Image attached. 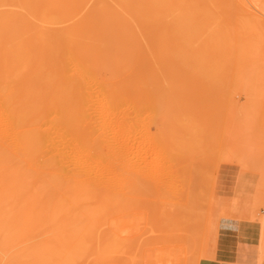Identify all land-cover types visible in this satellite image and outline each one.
Listing matches in <instances>:
<instances>
[{
	"label": "rangeland",
	"instance_id": "374dc122",
	"mask_svg": "<svg viewBox=\"0 0 264 264\" xmlns=\"http://www.w3.org/2000/svg\"><path fill=\"white\" fill-rule=\"evenodd\" d=\"M79 1L80 2L82 1L81 3L78 4L79 6H81V9L83 7L84 8L86 7V10L83 9V11L85 12L80 11L81 9L79 8V10L75 12V15L72 14V17L69 15L70 17L67 16L66 18H63L64 23L63 21H61L62 22L61 25H58L59 23H61L59 21H57L56 24L52 21L51 22L52 25L51 23L43 24L40 20H36V19L32 20L31 19L32 17L29 16L30 21L32 22L33 25H35V27H37V25L39 27H42L41 25H43V27L46 28V25H47V28L49 29L51 28L61 29L62 26L64 28V25L66 27L71 26L70 24L72 23L75 24L74 20L78 22L79 19H82L80 15L83 16L85 15V13H87L86 12L87 10L90 11L89 10L90 5L92 6V4L94 3L93 7L90 9H93L94 7L96 8V5H97L95 2H93L95 0H92L91 1L92 3L87 2L88 0H79ZM86 2L89 6L86 4ZM112 2L113 1L111 0V4H113L114 7H115V4H116V7L117 6L121 7L119 3H112ZM157 2L159 3L158 0L154 1V4L155 3L157 4ZM97 3L98 5L101 4L100 6H103L102 4L104 3H105L104 6L105 5L113 6L110 4V0H103L101 2H98L97 0ZM4 4L6 6H4ZM15 5L17 6L18 4H16L14 0L13 2L11 0H0V14L1 12H4V11H6V13L7 12L12 13L14 10L15 11L18 10V12L20 11V13H26L25 9L21 8V6L18 5L16 7ZM98 5L97 7H100ZM159 5L160 3L157 5H154L157 14L155 15L156 18L154 17V19L156 20L153 21L152 28L155 25V27L153 28L155 29V35L152 34V32L154 31L153 29L148 30L150 31L148 34L150 35V37L152 36L151 39H149L150 37L149 38L147 37L149 36L146 33L147 31L143 33L144 30L143 31L141 30L139 34L138 29H135L137 31L132 30L133 32L129 34L130 37L127 36L128 34L127 32H130V31H127L124 33L125 30H122L121 34L119 32L120 35L125 36L124 38L123 37L121 38L123 40L122 43L120 42L121 41L120 36L116 35V33L113 34L112 37L109 35L110 37L108 38L109 39L111 38L110 39L111 43L108 42L109 39H107V43L106 41L103 42L104 40H106V38L104 40L101 38L103 41L99 39L101 40L99 42V40H97L99 36L95 37L96 41L98 42L97 45H94L95 38H90L92 36H89V35L88 37L84 36L85 39L88 38L85 41V43L90 39L93 40V41L90 40V43H86L85 45L86 51L89 52L88 50L92 49V47L89 44L93 42L92 46L96 48H93L92 50L97 52L96 54H94V51L91 50L90 51L91 53L90 52L89 53L86 52V53L87 54L93 53L94 56L97 55L102 58L101 60L100 59L98 60V58L100 57L98 58L97 56L95 57L97 58V62L99 61L98 63H96L95 71H99L100 74L99 72L98 73L96 72L94 74V77L98 75L100 76L96 78L93 77V80H90V79H89L90 81L88 80L87 87L90 84L89 90H90V93L92 94L91 99L86 100V98L82 96H81L82 98L81 99L79 94H77L74 97L70 98L71 100L69 99L70 101L73 100L72 103L68 101L71 103L72 108L70 107V109L72 110L73 108H75L72 111H78L77 107L79 110L80 108L84 107L83 109H86V108L90 109L93 115H95L94 113H96L97 110L100 109L99 114H101V116L99 117V114L95 115L96 117H98L96 118L98 119L96 120L98 124H96L97 123L96 122L93 126L88 127L90 128V127L96 126L95 129L96 128L98 129V125L101 127L102 126L101 124L103 123L102 118H101L105 116L103 113H105L108 110H109L108 112L110 113H117L118 111L112 107L111 108L108 107L107 101L109 102V98H110V101H119L121 97H125L127 99L131 98L130 101L131 100L133 101L134 99H138V98L139 100L141 98L144 99V97L146 96V98L150 97L151 104H149V106L153 104L154 108H156L158 105V107L155 109L156 111L154 109L153 110L151 109L153 106L148 107L149 108L148 110L143 109V111L139 115H136V118H134V124L132 123L134 127L132 125L131 127L124 125V128L119 132L120 135L117 134V139L119 143L122 141L121 144L125 145L126 143V145L128 146L131 144L129 148L131 149L135 148L133 149L134 155H132V161H134V163L132 161L131 162L137 168L139 167L138 169H140L141 171L145 169L142 172V173L145 172L144 174H142V177L138 178L139 184L151 186L153 189V192L150 198L148 199L147 197L143 198V196L139 198L140 196H138V199L136 198L134 200L135 203L133 204L136 206H132V205L130 206V203L126 202V204H129V206H126L125 204L126 207L124 205L123 207L126 209L127 207H129L130 211H132L131 209H134L135 211H137L136 212L137 214L141 213L140 215L139 214L137 215L138 222L137 221L136 222L138 225V229L134 231L137 237L140 236L139 238L141 240H136L135 243L133 244L137 245V243L138 244L140 243L142 244V246L145 244L144 248L152 250L155 257H158L161 254H164L165 257L163 259V262L157 263V264H264V0H210L209 2L204 3L202 7L208 16V20H207V23H205V27H203L201 19L191 16L190 9H189L190 7H187V6L185 9V14L182 15L181 18L177 19L176 21H173V24L170 25L169 22L171 20L168 18L170 21H167L168 19L166 15H165L166 17L163 15L161 16V14L163 12H164L163 14H165L166 11L164 9H160L161 6L159 7ZM157 7L159 9H157ZM159 10L160 11L162 10V12L161 14L158 15ZM15 11L13 13H15ZM73 16H74V19H72ZM77 16L79 19L77 18ZM157 16L159 17V19ZM68 18L70 19L69 21H68ZM165 20L167 22H165ZM39 22L41 25H39ZM163 22L165 25L161 24ZM130 23L132 24L131 21ZM160 24L162 25V27H160ZM166 24L167 25L169 24L168 27H165L167 26ZM162 29L165 31L164 33ZM168 31L170 32L169 37L167 33ZM134 32H137L139 35H136L137 33H134ZM141 32L147 36L144 35L145 36L144 37ZM163 34L167 37H165ZM140 35L142 37H140ZM114 36L116 37V39L114 38ZM128 37L130 38V43L128 42L129 40H127L129 39ZM135 37H138L139 39H142V40H139L137 38L139 40L137 41ZM132 38L136 39L135 40L136 42ZM145 38L147 40H144ZM118 39L120 40L115 42V40H118ZM152 39L154 42H152ZM113 40H114V43H113ZM161 40L162 41L165 40V41L161 42ZM142 41L143 42L145 41L144 49L142 48L143 47ZM102 42L105 45L102 44ZM159 42L163 43L161 44L162 48L164 46L162 50H161V46L159 45L160 44ZM99 43H101V45ZM98 45H100L99 48L97 47ZM137 45L138 46L141 45L142 47H137ZM105 46H108V49L107 47L105 48ZM109 47L112 48L113 51ZM114 47L118 49L116 50V52L114 51L115 50ZM130 47H133V50L130 51L131 49ZM134 48L135 49L139 48L138 52H137V49L135 50ZM140 48H142L143 50H141ZM148 48H150L151 50H149ZM221 48L224 53H221L222 51ZM244 48H245V52H243L244 57L241 58L239 57V55L242 52L241 50H244ZM106 49L108 51L110 50L109 53L105 51ZM117 51H119V53H117ZM211 51H214L213 53L216 52L215 56H213L214 54ZM110 52H113L114 56ZM125 52H127L126 53L127 55L125 54ZM202 52H204V54H202ZM140 53L143 55H141ZM217 53L220 56H222V57H219L221 60H219L218 58L219 55L217 56ZM226 53H228V57L226 56ZM139 54L140 56H138ZM108 55L109 57H107ZM119 55L121 56V58ZM125 55L127 57L129 56V58L127 59ZM203 55L206 60L202 59L201 60L202 62L199 61L198 65H196L197 61L203 58L202 57ZM132 56H133V59H132ZM110 57L111 59L112 58L113 59L112 61L110 59L109 60L110 62H108V58ZM115 57L119 58V60L116 59ZM125 57H126V60H124ZM208 57H209V60H208ZM138 58L140 59L138 60ZM217 58H218V61H217ZM222 58H223V61H225V64L221 63L223 62ZM227 58L229 59L226 61ZM212 59L213 60L215 59L214 62ZM121 60L122 62H120L119 64V61ZM204 60L207 63V64L205 63L204 65L205 68L203 66ZM100 61H103L105 64L104 65L103 63H101V65L102 64L103 65L102 66L99 65L101 66L100 67L101 69L97 67ZM123 61H128V62L132 61V63H127V62L125 63ZM190 61H195V63L191 62L189 66L188 63H190ZM210 61L212 63H210ZM158 62L160 63L159 65H158ZM106 63L107 64L109 63L108 67ZM110 63H112L113 65H116L115 66L117 68L116 73L111 71V70H114L115 68ZM121 64L123 65L122 67L124 68L121 67ZM186 64H188L187 67H185ZM199 64H200V67L203 68L202 70L199 67ZM211 64L213 66H211ZM110 65H112L111 66L112 68L110 67ZM127 65L129 66V68ZM166 65L169 66V68ZM206 65H208L209 68ZM104 66L107 68V71L104 68ZM126 66L127 68H125ZM155 66H157V68ZM221 66H222V70H221ZM188 67L192 68V70H190ZM196 67L198 68L199 71L197 70ZM118 68L119 69L122 68L125 72L122 73V69L118 71ZM102 69L104 71H101ZM188 69L189 71L193 73L191 74L188 71ZM205 69L206 71L209 70L211 75L205 74L203 72L205 71ZM219 69L221 70V72L219 71ZM110 71L113 72L114 75H111L113 73H111ZM216 72L218 74H216ZM117 73L120 74V75L118 74L119 76L117 75L118 77L115 76ZM197 73L198 74L201 73V76H199ZM206 73H208V71ZM155 74L157 75V77ZM164 74L165 75L168 74V76L170 77L168 76L164 77ZM109 78H111L110 81L108 80ZM161 79H163L165 83L164 81L162 83ZM137 80L139 81L137 82ZM91 81L93 82L91 83ZM111 81L113 84H111ZM95 82L101 83V85L104 82L105 83L103 84L101 88L96 89L97 85H95ZM133 82L134 83L136 82V83L134 84ZM15 84H18V83L15 82ZM108 86L112 87V89L114 86L113 90L116 92V94H113L114 91L112 89H111L112 91H110V88ZM146 86H148L149 92L147 91ZM156 86L157 88L158 86H161V87H159L160 89L156 90ZM169 86H171L172 88ZM30 87L31 86H29V88L25 92V94L28 97L24 94L23 98L18 99L20 100V103H24L23 110L27 113V117H25L27 118L26 122L23 123L26 125H22L21 129L22 131L25 129L24 131L26 132H22V134H24L27 137L26 139L24 138L25 142H23V145L24 143H27L28 146L30 143L28 142V140L30 141V139L32 138L30 136L33 133L32 128L34 127L33 125L34 123L32 124V122L33 120L38 119V117L41 114L40 112L42 110H44L42 112H49V115L47 117L48 120H54V116H55V119L59 118L61 119V121L65 120V117L63 116L64 113H61L62 109L61 110L58 109V111H56L52 107L56 103L53 104L52 101L48 99V101L52 103L51 105V103L43 99L46 97V95L44 94L42 88L39 85L36 86V84L34 83L32 84V87H31L32 89H30ZM35 87L37 89H35ZM125 88H127V90ZM137 88H139V90H137ZM100 89L102 91H100ZM103 89L105 92L103 91ZM123 89H125V92L128 90L129 92L131 91L128 94L130 95L132 93V96L134 97H132L131 95H130V98H129V95L128 97L123 96L122 93L123 94L125 93ZM178 89H180L179 91L181 92H179ZM108 90L110 92H108ZM119 90L120 92L118 93ZM165 91H168V92L171 91V93L166 92L168 94H165L164 93ZM35 92H36V95L32 97V95L35 94ZM97 92L101 96H99ZM107 92L109 95H107ZM145 93L146 95H144ZM138 94L139 95L142 94L141 98L140 96H137ZM93 95L95 97L97 96L98 98L94 99ZM113 95L114 97L118 96L117 98L119 99L112 97ZM164 95H166L165 98H164ZM106 96L108 98H106ZM40 97H42L44 101L41 100ZM151 97L153 99H151ZM30 98H32V100H35V101L32 102ZM37 98L39 99L37 100ZM77 98H79L80 102L77 100ZM182 98L185 100L186 103L188 102L187 106L184 100H182ZM25 99L27 101H25ZM97 99L99 100L100 103H98ZM174 99L177 102L173 101ZM46 100H47V97H46ZM59 101H61V103L59 102L57 103V105L60 106L63 104L62 102L64 101L63 100H59ZM81 101H84V102L81 104ZM87 101L89 104L86 103ZM30 102L32 103L31 104L32 108L30 107ZM34 102H36L37 106L35 105ZM37 102H40V103L42 102V104H39V103L37 104ZM45 102H46L45 104L46 106H47V103H49L46 108L45 106H43ZM192 102L194 103V105ZM78 103L81 104V107H80V104ZM220 103L222 106H220ZM129 104L133 106L132 103L129 102ZM26 105L27 107L29 106L28 107L29 109L25 107ZM49 105L51 107H49ZM96 105L99 106V109H97L98 107ZM130 105L124 104L123 107L121 106V108H118V109L120 112L121 111L124 112L123 114H127L130 111H131L130 113H132L133 107H130ZM175 105H177L178 107H176ZM190 105H192L193 107ZM34 106L35 108H33ZM174 107L176 108V110H174ZM184 107H186V109ZM200 107L202 108V111H200L201 110ZM197 108L200 110H198ZM103 109H105V111H103ZM125 109L127 110V113L126 111H124ZM38 111H39V116L37 115ZM154 111H155V114H154ZM26 113L24 114L25 116H26ZM133 114L134 112L132 113V116ZM61 115L63 116V118ZM173 116L175 118H173ZM172 118L174 120L170 121V119ZM180 121H183V122H181V124H178L180 123ZM99 122L101 124H99ZM113 122H116V121L114 119L111 120L109 127H106V128L99 127V129L101 130L99 131L98 129V132L101 133L102 131V133L104 134L106 133L108 129L109 130L113 129L111 130V133L112 134L117 133V130L119 127L118 122L116 123H113ZM165 122L167 123L165 124ZM63 123H64V126L62 125ZM63 123L61 124V127L59 126L61 138L63 137V139H61L62 143L63 144L65 143V145L68 146L67 149H70V150L73 149L76 152L78 151L79 153H77V155H80L81 157V151H79V146L81 144L78 142V139H77L78 135H76V134H79L77 130L79 131V128L81 129V127H79L80 126L79 123L76 120H75V124H71L69 122L66 124L65 122ZM68 125H70V127ZM162 125L164 126V128L162 127ZM73 126L74 128H72ZM165 126H167L168 128ZM42 128L46 129L47 126L43 125ZM159 128L160 129L162 128L163 130L161 131L165 132V134L163 133L160 134L159 132L161 131H159L160 130ZM61 129L66 133L65 134L66 136L64 135ZM67 129L69 131L72 130V133L71 131L67 133L68 132ZM164 129L166 130L164 131ZM73 130H76L75 131L76 133H74L75 134L74 137H72L71 135L74 132ZM152 135H154V137ZM136 136H139V137H136ZM162 136L163 138H160ZM28 137L30 139H28ZM118 137H121L122 140L121 138H118ZM156 138L157 140L159 139L158 141H160L161 143L158 141L155 143L154 141H156ZM141 142L143 143L145 142L146 144L145 143L141 144ZM157 143L159 144V146L156 145ZM74 144L76 145V147ZM148 144H150L151 146ZM24 146H22L23 151H20L19 153H17L16 151V155L10 154L11 158H13V160L10 158L11 162L13 163L10 164L11 162L9 161L10 160L9 159L8 160L9 167H6L5 168L6 170L5 169H2V170L7 171L8 169H11L10 167H12L11 169L12 171L10 172V170H8V173L6 172L7 173L6 174V173H3V171L1 170L0 172L4 176L7 177V175L9 174L11 175V173H14L13 172L14 167L16 168L15 171H17L18 167L22 166L21 163H23L25 160L26 161L30 159L32 160L35 157L33 153L29 151V149L25 150ZM142 151L144 153H142ZM22 153L24 155H21ZM21 156H23L24 158ZM76 156L73 158L78 159V157L76 158ZM25 158H28V159H25ZM40 159L42 160L43 158H38L39 161H41ZM136 159L137 161L139 160V162H137ZM125 161L122 164L123 166L122 165L120 166V168L123 169V175L121 174L123 176V179L126 176H128L127 171L125 170L127 169V167L124 165ZM136 162L139 164H137ZM91 166L93 167V169L91 168ZM91 166L89 164V168H90L89 169L88 164H87L88 170L86 169V167H85V170H87L88 172L87 171H84V172L87 174L89 173L88 174L89 176L90 175L94 176L96 175V173L97 175L101 174L100 173L101 168H98L99 167L98 164L93 163L91 164ZM144 166L146 167L148 166V167L146 168ZM149 166L151 167L150 169L151 171H149V168H150ZM162 167H165V168H162ZM96 169L99 172H96ZM162 169H165L167 171L169 170V171L167 172L164 170L163 172ZM165 172L168 174H166ZM31 175H33L34 177L33 182H35L37 185L43 184L42 176H41L43 175V173L37 172L36 174L34 172ZM148 175L152 176V178L149 177ZM4 176H1L2 179L0 178L1 179L0 182H2V180L6 178ZM127 180H128V187L130 186V188L131 187L133 188L135 186L134 179L127 178ZM30 182H32V179ZM167 182H169L168 183L169 185L167 184ZM1 184L2 186H4L5 180ZM1 184H0V189L2 188ZM36 184H33V185L35 186ZM162 186H164V191H167V192L169 191L168 193L167 192L165 193V196L163 194L164 191H163ZM39 187L40 188H38L39 189L38 191H40L41 189L43 192L44 187L41 188L40 185ZM34 189L36 190L37 187L36 188L34 187ZM166 195H168L169 198H167L168 196ZM152 197L154 198L152 199ZM165 198L167 199V201ZM136 202L137 203L141 202V203L137 204ZM149 204L153 205L152 207L157 206L156 208H160V209L166 208L167 209L168 220L165 226L160 227L155 222L152 223L150 221L152 224H156V225H153L154 228L150 227L151 224L149 225V222L147 220L148 216H146V214L142 212L143 210H145V206L146 207L150 206ZM129 209L127 211H129ZM41 228H42L41 231L45 229L44 227H40L39 229ZM106 229H107L106 226L102 227V230H106ZM134 245L131 244L129 245V247H126L123 250L119 251L118 253L116 252V254L114 253L113 255H111L113 257L111 258L108 257L107 264H130V262L131 264H134V263L135 264H148L149 262L148 259H150L149 256L146 257L147 255L143 251L140 252L141 249H143L141 246H140L141 247L140 249L138 247H135ZM162 250L163 252H161ZM145 257H146V260H145ZM134 258H136V260ZM142 260L143 261L145 260L146 263L145 262L143 263Z\"/></svg>",
	"mask_w": 264,
	"mask_h": 264
},
{
	"label": "bare ground",
	"instance_id": "6f19581e",
	"mask_svg": "<svg viewBox=\"0 0 264 264\" xmlns=\"http://www.w3.org/2000/svg\"><path fill=\"white\" fill-rule=\"evenodd\" d=\"M11 1L13 2V0H11ZM14 1L16 4L21 6V8L25 9L26 13H20V11L18 12V10L17 11L14 10L15 13H13L14 11L12 13H10V12L6 13V11H4L5 14H4V12H1V14H0V171L2 169H5L6 167H9V161L11 162V159L13 160V158H11L10 154L16 155V151H17V153H19L20 151H23L22 146H24L25 144L28 146L27 143H24V145H23V142H25L24 138L26 139L27 137L24 134H22V132H26V131H24L25 129L23 131L21 129L22 125H26L23 123L26 122L27 118H25V117H27V113L23 110L24 109L23 108L24 103H20V100H18V99L23 98V95L25 94V92L27 91L29 86L32 87V84H34V83L36 84V86L39 85L42 88L44 94L47 97V100H46V97L43 98V99H45V101H48V99H49L52 101L53 104L56 103L55 104L56 106L55 105L52 106L56 111H58V109H60V110L62 109L61 113H64L63 116L65 117V120H62V121L65 122V124L68 122L71 124H75V120L79 123V125H80L79 127H81V129L79 128V131H78L76 128L77 132H79V134H76V135H78L77 139H78V142L81 144L80 146L78 145L79 151H81V157H80V155H77V153H79L78 151L76 152L73 149H71V150L67 149L68 146H66L65 143L64 144L62 143L61 139H63V137L61 138V135H60L61 133H60V129H59V126L61 127V124L63 123L61 121V119H59V118L55 119V116H54V120H48L47 117L49 115V112H42L44 110L41 109L42 111L40 112L41 113L40 116H39V111L37 112V115L39 117L38 116H36V117H38V119L33 120V122L30 120L32 122V124L34 123L33 124L34 127L32 128L33 133L31 134L28 131L31 134L30 137H32V138L30 139L28 137V139H30V141L28 140V142H30V143H29L28 147L25 145L26 148L24 146V149L25 150L29 149V151L31 153H33V155L35 157L32 160L30 159L27 161L25 159H28V158L23 159L25 161L23 163H21L22 166L21 167L19 166L17 171H15L16 168L14 167L13 168L14 173H11V175L9 174L10 177H9V175H7V177H6L0 172L1 176L6 177L4 179L5 180L4 186H2V184H1L2 182H4V180H2V182H0V184L2 186V188L0 189V264H107V260H108L107 258L108 257H110V258L113 257L111 255H113L114 253L116 254V252L118 253L119 251L123 250L126 247H129V245H131V244L134 245L133 243H135L136 240H141L139 238L140 236L137 237L135 235L136 233L134 232L135 230L138 229V225H137L138 217H137V215L139 213L137 214L136 213L137 211H135L134 209H131L133 211L132 212V211H130L129 207H127V209H126L123 207V205L125 206V204L127 202V203H130V206L131 205L136 206L133 204L135 203L134 200L136 198L138 199V196H140L139 198H141V196H143V198L147 197V199H148L151 197L152 192H153V189L151 186L139 184L138 178L142 177V174L145 173V172L144 173H142V172L145 169H143L141 171L140 169H138L139 167L137 168L133 164L134 161H132V155H134L133 149H135V148H132V149L129 148V146L131 144L129 146L126 145V143H125V145L121 144V142H122L121 137H118V138H121V140H120L121 142L119 143V141L117 139V134L120 135L119 132L124 128V125H127L129 127H131V125L133 126L134 118H136V115H139L143 111V109L148 110L149 109L148 107L153 106V104L149 106V104H151L150 97L146 98V96H145L144 99H142L141 98L142 94L137 95V96H140V98H141L140 100L138 98V99H134L133 101L132 100L130 101V99H131L130 95L132 96V93L129 95L128 93H130L131 91L129 92V90H128L125 92V89L127 90V88H125V89H123V91L126 94L122 93V95L127 96V97L129 95L130 99H127L125 97H121L119 101H110V98H109V102L107 101L108 107L109 108L112 107L118 111H117V113H110V112H108L109 110L107 109L108 111L103 113L105 116L101 117L103 123L101 124L99 122V124H101L102 126L100 127L98 125V129H99V127L100 128L109 127L111 120L114 119L116 122H118V126H119L118 130L115 129V130H117V133L112 134L111 130H113V129H110V130L108 129L106 131V133L103 134L102 131H101V133H99L98 129L97 128L95 129L96 126L88 128L89 126H93L97 122L96 120H98V119H96V118H98V117H96L95 115L100 113L99 106L96 105L98 107L97 109H99V110H97L98 113L97 112L94 113L95 115L92 114L90 109L86 108L87 105L85 106L86 109H83L84 108L83 107V108H80V110H79L77 107L78 111H72L75 108H73L72 110L70 109L71 103L73 101V100L70 101L71 100L70 98L74 97L77 94H79L80 98L82 96V97L86 98V100L91 99L92 94L90 93V90H89L90 84L87 87L88 80L89 79L93 80L94 74L96 72L97 73L99 72V71H95V67H96V63L99 62V61L97 62V58L100 56L96 55L97 58H95L96 56H94V54H96L97 52L92 50L93 48H96V47L92 46L93 42L89 45L92 47L91 50L94 51V54L93 53L87 54L91 50H88V49H90V48H88L87 50L89 52H87L85 45H86V43H90V40H92V39L88 40L89 42L87 41L85 43V41L88 39V38L85 39V37L86 36L88 37V35L92 36L90 38H95V37L99 36L97 40H99L101 38L104 40L106 38V40H104V41L102 39L101 40L103 42L106 41V43H107V39H109L108 37H110V36L112 37V35L115 33H116V35L120 36V39L122 37L124 38L125 36L120 35L122 30H125L124 33L127 31H130V32H127L128 33L127 36H129V34L131 32L137 31L135 29H138V33L141 30L142 31L144 30L143 33L145 31H147L146 33L148 34L150 32L148 30H151L155 27V25H154V27L152 28L153 21L156 20V19H154V17L157 14L154 5H157L159 3H160L159 7L160 6L162 7V8L160 7V9H164L166 11V13L163 14L164 13L163 12L161 14L162 10L161 11L159 10L158 15L159 14H161V16L166 15L167 19L169 18L171 20V21L169 19L167 20V21H170L169 22L170 25L173 24V21H176L177 19L181 18L182 15L185 14V9L187 6V7H190L189 9H190L191 16H194L196 18L201 19L202 25H203V27H205V23H207L208 16L202 7H203L204 3L209 2L210 0H158L159 3L157 2V4L156 3L154 4V1H156V0H112L113 1L112 3H119L121 7H119V6L116 7V4L114 7V5L111 4V0H110V4L113 6H106V5L104 6L105 3L102 4L103 6H100L101 4L98 5L97 0H95L93 2H95L100 7H97V5H96V8L94 7L93 9H90L94 5V3H93L92 6L90 5V8H89L90 11L87 10L86 11L87 13H85V15H83V14H82L83 16L80 15V17H82V19H79L77 16V18L79 19L78 22H76V20H74L75 24L72 23V24H70L71 26H68V27H66L64 25V28L62 26L61 29H52V28L49 29V28H47V25H46V28H44L43 25L40 24V22H39V25H41L42 27H39L38 25H37V27H35V25H33L32 22L30 21L29 16L32 17L31 18L32 20L33 19L40 20L43 24L44 23L49 24L52 21L55 24L57 21H59V22L63 21V23H64L63 18H66L69 15L72 17V14L75 15V12H77V10H79V8L81 9V6H79L78 4L81 3L82 1L81 2L79 0H38V1L37 0H14ZM91 1L92 0H90V1L88 0L87 2L90 3ZM101 1H103V0H101ZM101 1L98 0V2H101ZM87 2H86V4H87ZM5 4H4V6H6ZM10 4H12V3H10ZM106 4H108V3H106ZM9 5H7V6H9ZM13 5H14V3H13ZM87 5H85V6H87ZM83 9L86 10V7L85 8L83 7L80 11L85 12V11H83ZM157 9H159V8L157 7ZM165 17H163V18H165ZM72 19H74V16ZM158 19H159V17H158ZM69 20L70 19L68 18V21ZM162 20H164V19H162ZM162 20H161V22H162ZM130 21L132 22V24L130 23ZM167 21L165 20V22H167ZM61 24H62V22L59 23L58 25H61ZM161 24H164V22ZM161 24H160V27H162ZM51 25H52V23H51ZM168 25L165 27H168ZM55 28H56V26H55ZM153 30H154L153 31L154 33L152 32V34L155 35V29H153ZM162 31H163V33L165 32L163 29H162ZM119 32H120V34H119ZM134 33H137V32H134ZM138 33L136 35L140 34V33L139 34ZM167 33H168V37H169L170 32L168 31ZM144 35L145 34H143V36ZM145 36H147V35H145ZM138 37H135V38L137 39ZM140 37H142V36L140 35ZM147 37L149 38L150 35ZM151 37L149 39H151ZM165 37H167V36H165ZM114 38L116 39L115 36H114ZM114 38H112V39H114ZM110 39L108 41L109 43H111ZM120 39L115 40V42L119 41ZM136 39H133V40L135 41ZM138 39H137V41L142 40V39H139V40ZM153 39H155V38H153ZM153 39H152V42H154ZM101 40H99V42ZM127 40H129L128 42L130 43V38ZM144 40H147V39L145 38ZM166 40H167V38H166ZM94 41L96 43V44L94 43V45H97L98 42L96 41V38ZM122 41L123 40L121 39L120 42L122 43ZM163 41H165V40H163ZM163 41L161 40V42H163ZM103 42H102V44H104ZM144 42H143V47L141 45H139V46L137 45V47H142L144 49ZM113 43H114V40H113ZM99 44L101 45V43H99ZM123 44H122V46H123ZM161 44H163V43H160L159 45L161 46ZM100 45H98L97 47L99 48ZM106 47L108 49V46H105V48ZM147 47H148V45H147ZM123 48H124V46H123ZM130 48H131L130 51L133 50V47H130ZM142 48H140V49L143 50ZM163 48H164V46H163ZM163 48L161 46V50ZM97 49H96V51H97ZM107 49L105 51L109 53L110 50L108 51ZM110 49H112V48H110ZM121 49H122V47H121ZM136 49L138 52L139 48H136ZM148 49L151 50L150 48H148ZM116 50H118V49L115 48L114 51L116 52ZM221 50H222V48H221ZM112 51H113V49H112ZM155 51H157V50H155ZM217 51H218V49H217ZM241 51L242 52L240 53L239 57L242 58V57H244L243 52H245V48H244V50H241ZM145 52H147V51H145ZM209 52H210V50H209ZM211 52L213 53L214 51H211ZM110 53L113 55V52H110ZM117 53H119V51H117ZM126 53L127 52H125V54ZM215 53H213L214 54L213 56H215ZM218 53H220V52H218ZM218 53H217V56L219 55ZM221 53H224L223 50L221 51ZM128 54H129V52H128ZM140 54L138 56H140ZM202 54H204V52H202ZM116 55H118V54H116ZM130 55H132V54H130ZM141 55H143V54H141ZM144 55H146V54H144ZM226 56L228 57V53H226ZM107 57H109V55ZM111 57L108 58V62H110L109 60L111 59ZM126 57L124 60H126ZM202 57L203 58H201L200 60L197 61L196 65H198L199 61L202 62L201 60L205 59L204 55ZM219 57H222V56L219 55L218 58ZM115 58H114V60H115ZM120 58H121V56H120ZM128 58H129V56L127 57V59ZM218 58H217V61H218ZM99 59L101 60L102 58L100 57V58H98V60ZM112 59H111V61H112ZM116 59L119 60V58H116ZM132 59H133V56H132ZM139 59L140 58H138V60ZM228 59L229 58H227L226 61ZM208 60H209V57H208ZM210 60H211V58H210ZM214 60H213V62H214ZM219 60H221V59L219 58ZM103 61H104V59H103ZM103 61H100V63L97 65L98 68H100L104 64ZM135 61H134V63H135ZM204 61H203V63H204L203 66L206 63V61L205 62ZM222 61H223V58H222ZM120 62H122V60L119 61V64H120ZM123 62L132 63V61H130V62L123 61ZM191 62L195 63V61H190V63H188L189 66H190ZM101 63H103V64L101 65ZM210 63H212V62L210 61ZM221 63L225 64V61H223ZM108 64L106 63L107 67L109 66ZM110 64H112V63H110ZM159 64L160 63L158 62V65ZM188 64H186L185 67H187ZM99 65H101V66H99ZM112 65H110V67ZM115 66L116 65H113V67L115 68V69L114 68L113 69L115 71L111 70V69L110 70L116 73L117 68ZM122 66L123 65L121 64V67ZM127 66L125 68H127ZM132 66H133V64H132ZM147 66H149V65H147ZM206 66H208V65H206ZM211 66H213V65L211 64ZM155 67L157 68V66H155ZM167 67L169 68V66H167ZM199 67H200V64H199ZM214 67H216V66H214ZM223 67H225V66H223ZM104 68L107 71V68L105 66H104ZM122 68H124V67H122ZM122 68H120V69H122ZM128 68H129V66H128ZM162 68H163V66H162ZM188 68L190 70H192V68H190V67H188ZM204 68H205V66H204ZM208 68H209V66H208ZM212 68H210V69H212ZM103 69L101 71H104ZM120 69L118 68V71ZM189 69H188V71H189ZM193 69H194V67H193ZM202 69L203 68H201V70ZM206 69L203 72L205 74L211 75L209 70H207L208 73H206L207 72ZM96 70H97V68H96ZM163 70H164V68H163ZM167 70H169V69H167ZM186 70H187V68H186ZM197 70H198V68H197ZM221 70H222V66H221ZM221 70L219 69L220 72H221ZM138 71H140V70H138ZM153 71H155V70H153ZM113 72H111V73H113ZM123 72H125V71L122 69V73ZM189 72L191 74L193 73L191 71H189ZM167 73H169V72H167ZM212 73H213V71H212ZM99 74H100V72H99ZM118 74L119 73H117L115 76H117ZM216 74H218V73L216 72ZM111 75H114V73ZM161 75H163V74H161ZM170 75H172V74H170ZM198 75L201 76V73H199ZM198 75H196V76H198ZM98 76H100V75H98ZM98 76H96V77H98ZM115 76H114V78H115ZM165 76H168V74L167 75L164 74V77ZM96 77H94V78H96ZM156 77H157V75H156ZM168 77H170V76H168ZM110 79L111 78H109L108 80L110 81ZM161 80L163 83L164 80L163 79H161ZM138 81L139 80H137V82ZM15 82L18 84H15ZM92 82L93 81H91V83ZM164 83H165V81H164ZM168 83H169V81H168ZM103 84L101 85V83L95 82V85H97L96 89L101 88L103 86ZM111 84H113L112 81H111ZM151 84H153V83H151ZM154 84H156V83H154ZM170 84H168V85H170ZM148 85H150V84H148ZM133 86H131V87H133ZM136 86H138V85H136ZM161 86H158V88L156 86V90L160 89L159 87H161ZM31 87H30V89H32ZM146 87H147V91H148V86H146ZM169 87H171V86H169ZM109 88H110V91H112L114 89V86H113V89H112V87H109ZM144 88H145V86H144ZM35 89H37V88L35 87ZM116 90H118V89H116ZM137 90H139V88H137ZM179 90L180 89H178V91ZM94 91H95V89H94ZM100 91H102V90L100 89ZM103 91H104V89H103ZM110 91L108 90V92H110ZM178 91H177V93H178ZM39 92H41V91H39ZM43 92H41V93H43ZM108 92H107V95H109ZM119 92H120V90L118 91V93ZM121 92H122V90H121ZM166 92H168V91H165L164 93L165 94H168L169 92L171 93V91H169L168 93H166ZM175 92H176V90H175ZM179 92H181V91H179ZM28 93H29V91H28ZM97 94H98V92H97ZM113 94H116V92L114 91ZM148 94H150V93H148ZM180 94H182V93H180ZM34 95H36V92H35V94L32 95V97ZM98 95L101 96L100 94H98ZM144 95H146V93ZM200 95H201V93H200ZM165 96L166 95H164V98H165ZM27 97H25V98H27ZM93 97H94V99L98 98L97 96L95 97L94 95H93ZM93 97H92V99H93ZM104 97H105V95H104ZM112 97H114V95ZM117 97L115 96L114 98H117ZM132 97H134V96H132ZM34 98H36V97H34ZM40 98H41V100H43L42 97H40ZM102 98H103V96H102ZM106 98H108V97L106 96ZM38 99L39 98H37V100ZM117 99H119V98H117ZM117 99H115V100H117ZM151 99H153V98L151 97ZM30 100H32V98H30ZM59 100L64 101V102H62L63 104L60 105L61 108L59 105H57V103H59V102L61 103V101H59ZM77 100L80 102L79 98H77ZM182 100H184V99L182 98ZM25 101H27V100L25 99ZM33 101H35V100H32V102ZM68 101H70L71 103ZM173 101H175V99ZM42 102L41 103L37 102V104L38 103L42 104ZM48 102L51 103L50 101H48ZM83 102L84 101H81V104ZM129 102L132 103L133 106H131L129 104ZM175 102H177V101H175ZM184 102H185V100H184ZM184 102H183V104H184ZM34 103L36 105V102H34ZM49 103H47V106ZM52 103H51V105H52ZM86 103H88V101ZM98 103H100L99 100H98ZM102 103H103V101H102ZM105 103H106V101H105ZM167 103H168V101H167ZM187 103H186V106L188 105ZM25 104H26V102H25ZM31 104L32 103L30 102V107H31ZM45 104H46V102L43 104V106H45V108H46L47 106ZM78 104H80V103H78ZM81 104H80V107H81ZM124 104L130 105V107H133V112H134L133 116H132L133 112L130 113L131 112L130 111L127 113L126 109L124 111H126L127 114H123L124 112L119 111L118 108H121V106L123 107ZM179 104H178V106H179ZM193 105H194V103H193ZM175 106L178 107L177 105H175ZM190 106H192V105H190ZM220 106H222L221 103H220ZM25 107H27V105ZM49 107H51V106L49 105ZM94 107H95V105H94ZM157 107H158V105H157ZM33 108H35V106ZM37 108H39V107H37ZM156 108H154V106H153L151 109L155 110ZM184 108L186 109V107H184ZM43 109H44V107H43ZM38 110H40V109H38ZM174 110H176L175 107H174ZM198 110H200V109H198ZM103 111H105V109H103ZM155 111H154V114H155ZM200 111H202V108ZM24 112L26 113V116L24 115L25 114ZM176 113H178V112H176ZM180 113H181V111H180ZM143 114H144V112H143ZM174 114H175V112H174ZM182 114H184V113H182ZM29 115H31V114H29ZM134 115H135V117H134ZM63 116H62V118H63ZM100 116H101V114H99V117ZM152 117H153V115H152ZM76 118H78V119H76ZM169 118H171V117H169ZM173 118H175V117L173 116ZM173 118L170 119V121L171 120L173 121L174 120ZM179 118H181V117H179ZM151 121H152V119H151ZM116 122H113V123H116ZM176 122H177V120H176ZM181 122H183V121H180V123H178V124H181ZM166 123L167 122H165V124ZM96 124H98V122ZM43 125H46L47 128L43 129L42 128ZM62 125L64 126V123ZM68 126L70 127V125H68ZM74 126L72 128H74ZM167 126H165V127H167ZM162 127L164 128L163 125H162ZM76 130H73L74 131L73 134H71L72 130H70L71 131L70 134L72 135V137H74V135H75L74 133H76L75 132ZM100 130L101 129H99V131ZM145 130H147V129H145ZM161 130H163V129L161 128L159 131H161ZM165 130L166 129H164V131ZM67 131H66L67 133L70 132L68 129H67ZM141 131H142V129H141ZM63 133H64V135L66 134L64 131H63ZM159 133L165 134V132H163V131H161ZM139 136H136V137H139ZM152 136L154 137V135H152ZM123 137H125V136H123ZM129 137H131V136H129ZM160 138H163V136ZM152 139H154V138H152ZM158 140L156 138V141H154V142L156 143ZM145 141H146V139H145ZM158 142H160V141H158ZM169 142H171V141H169ZM144 143L141 142V144H144ZM165 143H167V142H165ZM148 145H150V144H148ZM156 145L159 146L158 143ZM75 147H76V145H75ZM143 151H142V153H144ZM151 151H152V149H151ZM23 153L21 155H24ZM139 153H140V151H139ZM17 155H19V154H17ZM25 156H26V154H25ZM75 156H76V158L78 157V159L73 158ZM21 157H23V156H21ZM38 158H43V159L42 160L40 159L41 161H39ZM133 158H134V156H133ZM124 161H125L124 165L127 167V169H125V168L124 169L127 171L128 176H126L123 179V176H122L123 175V169L120 168V166L124 163ZM136 161H137V159H136ZM14 162H15V160H14ZM137 162H139V160ZM12 163L13 162H11L10 164H12ZM93 163L98 164V166H99L98 168H101V172H100L101 174L100 175H97V173H96V175H94V176H91V175L89 176L88 175L89 173L87 174L84 172V171L88 170L87 164H88V168H89V164L91 166V164H93ZM137 164H139V163H137ZM145 165H147V164H145ZM10 166H12V165H10ZM85 167L87 170H85ZM144 167H146V166H144ZM10 168L12 169V167H10ZM91 168L93 169L92 166H91ZM95 168H97V167H95ZM162 168H165V167H162ZM11 169H8V170H10V172H11L12 171ZM150 169H151V167L149 168V171H151ZM8 170L7 171L2 170V171H3V173H6V172L8 173ZM162 170L164 172L165 169H162ZM33 171L36 174H37V172L43 173V175H41L43 184L42 185L39 184L41 186V188L44 187L43 192L41 189H40L41 192L38 191L39 190L38 188H40L39 185H37L35 182H33V178H34L33 175L34 174L31 175L32 173H34ZM165 171H167V170H165ZM96 172H99V171H97V169H96ZM125 174H124V176H125ZM166 174H168V173H166ZM166 174H164V175H166ZM1 176H0V178L2 179ZM149 177L152 178V176H149ZM127 178L128 179L129 178L134 179V185L135 186L133 185L134 186L133 188L132 187L130 188V186L128 187ZM158 178H160V177H158ZM1 179H0V181H1ZM31 179H32V182H30ZM152 181H153V179H152ZM156 181H158V180H156ZM32 183L36 184V185L34 186ZM168 183L169 182H167V184ZM151 185H152V183H151ZM159 185H160V183H159ZM159 185H158V187H159ZM34 187L35 188L37 187V189H36L37 191L34 189ZM162 188L164 191V186H162ZM156 189H157V187H156ZM166 192L167 191H164V193H163L164 196H165ZM156 193H158V192H156ZM168 195H166V196H168ZM153 198L154 197H152V199ZM167 198H169V196ZM166 201H167V199H166ZM138 203H141V202H138ZM165 203H167V202H165ZM126 206H129V204H126ZM152 206L153 205H150L148 207L145 206V210L142 211L143 213L146 214V216H148L147 220L149 222V225L151 224L150 227L154 228L153 225H156V224L159 225L160 227L165 226L167 224V220H168L167 209L166 208L160 209V208H156L157 206H154V207H152ZM128 209H129V211H127ZM150 221L152 223L155 222L156 224H152ZM105 226L107 227V229L102 230V227H105ZM40 227H44L45 229L43 231H41L42 228L39 229ZM152 228H150V229H152ZM139 244L137 243V245L135 244L134 246L138 247L140 249H141V247L143 248V249H141L140 252L143 251L147 255L146 257L149 256L150 259H148L149 260L148 264H157V263L163 262V259L165 257L164 254H161L160 256L155 257L152 250L144 248L145 244L143 246H142V244H140L141 247L139 246ZM161 252H163V250ZM146 257H145V260H146ZM134 259L136 260V258H134ZM145 260L144 261L142 260L143 263L145 262ZM130 264H131V262H130Z\"/></svg>",
	"mask_w": 264,
	"mask_h": 264
}]
</instances>
